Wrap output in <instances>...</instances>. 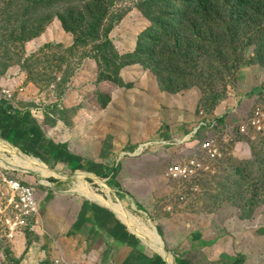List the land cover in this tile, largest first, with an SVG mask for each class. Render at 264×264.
I'll return each instance as SVG.
<instances>
[{
  "label": "rangeland",
  "instance_id": "1",
  "mask_svg": "<svg viewBox=\"0 0 264 264\" xmlns=\"http://www.w3.org/2000/svg\"><path fill=\"white\" fill-rule=\"evenodd\" d=\"M170 3L0 0V264H123L129 243L149 264H264V6L245 19L228 8L209 54L181 79L190 89L172 93L128 64L152 21H180ZM94 16L101 25L89 35ZM109 27L112 51L99 48ZM210 137L215 160L198 151ZM194 158L204 164L197 178H168ZM87 200L111 212L108 229L77 221ZM141 227L157 232L163 253ZM101 236L121 250L83 243Z\"/></svg>",
  "mask_w": 264,
  "mask_h": 264
},
{
  "label": "trees",
  "instance_id": "2",
  "mask_svg": "<svg viewBox=\"0 0 264 264\" xmlns=\"http://www.w3.org/2000/svg\"><path fill=\"white\" fill-rule=\"evenodd\" d=\"M168 1L177 5L180 21H152V27L140 36L137 49L128 55V64H141L151 69L160 85L172 93L190 89V84L186 80L182 82L181 79L186 76L185 72L190 63L199 64L202 57L209 54L213 44L212 39L214 35L216 37L214 30L217 22L215 21L227 13L228 8L235 9L236 15L245 19L250 16L257 4L264 6V0ZM100 22L99 17H93V21L88 25L89 35L97 33ZM111 30L112 27L105 30L104 44L99 48L106 51L113 50L109 38ZM116 58H119L118 55ZM115 72L119 76L118 64L115 65ZM110 184L117 186V179L111 178ZM137 206L142 209L140 204L137 203Z\"/></svg>",
  "mask_w": 264,
  "mask_h": 264
},
{
  "label": "crops",
  "instance_id": "3",
  "mask_svg": "<svg viewBox=\"0 0 264 264\" xmlns=\"http://www.w3.org/2000/svg\"><path fill=\"white\" fill-rule=\"evenodd\" d=\"M112 220H114V217L111 212L108 211V208L104 206V204H100L95 200L86 201L77 219V221L87 227L90 232H92V229L97 225L102 228V230L106 228L108 229V227L112 224ZM84 241L83 243L86 247L92 251L101 250L103 246H106V250L110 252L113 249H118L119 251L121 250V248L117 247L118 240L116 238L114 239L112 236H108V238L101 236L100 240L96 242L97 244L93 243L90 239H85ZM128 247H130L133 252L128 255L123 264H137L138 261H141L139 258H142L146 264L150 263V260H148L147 257H142L137 251H134L135 245L131 247V243H129ZM122 249L125 250L127 248L124 246Z\"/></svg>",
  "mask_w": 264,
  "mask_h": 264
},
{
  "label": "built area",
  "instance_id": "4",
  "mask_svg": "<svg viewBox=\"0 0 264 264\" xmlns=\"http://www.w3.org/2000/svg\"><path fill=\"white\" fill-rule=\"evenodd\" d=\"M201 128H207L204 124L200 128L196 129L191 136L185 138L183 143L191 141ZM199 153L203 154L209 160H215L220 153L217 142L213 138H208L201 142L198 146ZM204 171V164L198 158L189 160L185 164L173 165L167 170V176L169 179L177 182H187L197 178L201 172ZM10 189L13 193L19 194L24 198L22 201L28 202L31 197V189L24 187L19 182H10Z\"/></svg>",
  "mask_w": 264,
  "mask_h": 264
},
{
  "label": "bare ground",
  "instance_id": "5",
  "mask_svg": "<svg viewBox=\"0 0 264 264\" xmlns=\"http://www.w3.org/2000/svg\"><path fill=\"white\" fill-rule=\"evenodd\" d=\"M6 145V144H5ZM5 151V150H4ZM11 151V150H10ZM1 153V152H0ZM13 160H14V162L16 163V164H18L19 166H21V167H23L24 169L25 168H34V169H37V170H42V174H46V172H45V167L43 166V165H41V163L39 162V161H37V160H35V159H31L30 157L29 158H27V157H23V156H15L14 158H13ZM33 169V170H34ZM32 170V169H31ZM35 171V170H34ZM48 175V174H47ZM80 176V175H79ZM91 189V188H90ZM90 192V191H89ZM77 194V193H76ZM90 196V195H89ZM94 196V195H93ZM93 196H92V198H93ZM95 199V198H94ZM100 199H102V198H100ZM110 203V202H109ZM113 204V203H112ZM116 210H117V212L119 213V214H117V215H120V217L123 219V220H125V222L127 221L128 222V224L129 225H131L132 224V220H133V218H132V220H131V218H129L128 216H127V213L125 212V210L123 209V207L122 206H118V207H116ZM136 225V224H135ZM132 227V226H131ZM135 227V226H134ZM138 227V226H137ZM137 229V228H136ZM141 231H142V234L149 240H151L152 241V243H153V245L156 247V249L158 250V251H160V252H162L163 253V250L161 249V247H162V244H161V240H160V237H159V235L157 234V232H155V231H153V230H150V229H146L145 227H141ZM141 231H140V233H141ZM139 236V235H138ZM143 237V236H142ZM149 244V243H148ZM151 246V245H150ZM159 252V253H160ZM156 253V252H155ZM158 253V254H159ZM163 255V254H162ZM164 258V257H163ZM165 259V258H164Z\"/></svg>",
  "mask_w": 264,
  "mask_h": 264
}]
</instances>
